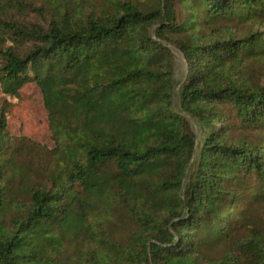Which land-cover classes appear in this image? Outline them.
Listing matches in <instances>:
<instances>
[{"label":"trees","instance_id":"obj_1","mask_svg":"<svg viewBox=\"0 0 264 264\" xmlns=\"http://www.w3.org/2000/svg\"><path fill=\"white\" fill-rule=\"evenodd\" d=\"M65 1L46 29L0 21V91L35 83L55 144L53 170L21 188L24 202L0 97V264H62L72 237L84 245L73 264H197L231 242V183L264 178V82L246 73L264 55V0H111L87 15ZM2 27L31 46L2 49ZM170 46L186 63L180 81ZM112 205L141 229L133 249L106 237ZM245 247V262L231 250L216 264H264V237Z\"/></svg>","mask_w":264,"mask_h":264},{"label":"rangeland","instance_id":"obj_2","mask_svg":"<svg viewBox=\"0 0 264 264\" xmlns=\"http://www.w3.org/2000/svg\"><path fill=\"white\" fill-rule=\"evenodd\" d=\"M74 1L80 3L81 12L86 15L92 11L102 13L111 2V0ZM132 1L148 3L151 0ZM65 2L70 5L68 0ZM58 7L61 9L65 7L64 0H0V21L14 23L18 27H25L29 30L37 27L46 29L52 13ZM1 31L5 38L2 49L12 47L16 52L23 53L31 46L28 41L13 43L11 40L12 31L10 32L6 27H2ZM170 49L174 59L175 78L180 81L186 73V63L182 53L176 47L170 46ZM246 73L250 75L249 81L252 84H256L258 80L264 82V55L247 62ZM0 97L11 102L7 114V129L14 138L11 150H13L18 164L24 167L27 173V181H21L20 176H16L14 186L17 188L18 198L27 202V197L21 188L44 178L53 170L54 161L45 151V147L52 149L55 146L50 130L48 112L43 102L42 91L35 83L24 84L19 90V97H10L1 93V91ZM174 101H177V96H174ZM189 119L195 133L202 135L203 132H199L194 120ZM216 125L220 126L219 124ZM31 142L37 145H33ZM231 184L238 194V201L232 205L235 215L232 224L231 242L224 241L218 245L202 249L203 257L197 264H216V262L223 260L231 250L233 254L240 255V263L245 262L251 254L245 247L246 243L252 238L264 237V178L251 172L242 174L237 182ZM15 213V210L6 212L4 219L6 226H11L10 219L15 217ZM107 217L108 220L104 223L106 237L121 249L128 247L133 249L136 236L141 233V229L128 212L119 205H112ZM83 247V242L75 237L66 241L60 252L62 264H73L78 261V256ZM97 252L98 254L101 253ZM106 253L109 255V252Z\"/></svg>","mask_w":264,"mask_h":264}]
</instances>
